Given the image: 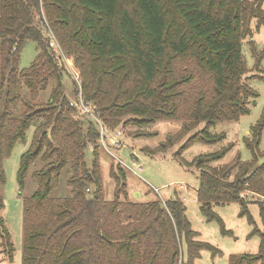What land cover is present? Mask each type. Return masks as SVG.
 Listing matches in <instances>:
<instances>
[{"label": "trees", "instance_id": "1", "mask_svg": "<svg viewBox=\"0 0 264 264\" xmlns=\"http://www.w3.org/2000/svg\"><path fill=\"white\" fill-rule=\"evenodd\" d=\"M130 2L135 8L124 6L122 0H0V187L6 180L4 158L35 120L32 144L20 159L19 183L36 157L44 162L34 173L35 192L23 201L22 264H195L203 249L220 254L191 228L179 197L163 202L158 197L131 199L120 164L116 173L111 171L117 183L115 196L103 198L96 162L93 169L85 163L88 141L97 156L99 132L91 121L83 120L85 115L69 104L62 90L64 68L50 47L51 38L40 28V4L60 44L74 56L83 98L96 106L111 129L179 119L181 132L169 135L158 147L166 149L198 122L206 123L181 151L194 140L221 138L210 134L211 124L237 120L249 112L247 101L258 97L242 80L241 47L252 34L251 21L256 19L257 27L264 24L262 0ZM27 40L36 43L37 54L20 69ZM263 54L264 50L257 56L256 67ZM259 77L264 80V75ZM71 83L75 97L79 86L73 79ZM47 88V100L38 101L39 92ZM125 116L129 118L122 120ZM263 125L264 118L252 127L257 144ZM247 145L253 150L251 142ZM230 147L199 155L192 162L200 168L199 210L228 233L214 207L238 202L239 215L251 225L250 235L263 236L244 192L259 196L254 202L264 231V161L255 166L254 161L236 158L225 166L209 165ZM65 166L71 195L53 198L50 193ZM0 237L12 251L1 216ZM254 263L264 264L262 247L256 253L229 257V264Z\"/></svg>", "mask_w": 264, "mask_h": 264}, {"label": "rangeland", "instance_id": "2", "mask_svg": "<svg viewBox=\"0 0 264 264\" xmlns=\"http://www.w3.org/2000/svg\"><path fill=\"white\" fill-rule=\"evenodd\" d=\"M122 1L124 6L135 8L134 3L130 0ZM163 3L165 4V1ZM166 4L172 14V8L168 1ZM40 5L42 22H39V25L47 38L50 37L54 41L53 43L58 46L56 50H52L55 51L56 56L59 58L58 62L64 68L65 78L62 79V90L68 100L72 101L74 99V89L71 80L73 79L76 84H78V80L81 83L80 70L74 56L67 54L60 44L45 17L42 4ZM262 8L264 9V0H262ZM251 30L252 34L242 40V58L245 61V73L242 80L258 93V97L255 100L249 99L247 101L249 112L240 115L237 120H221L211 124L210 134L222 135L221 138L212 141L194 140L180 151L182 145L189 138L203 129L206 123L200 121L173 145L166 149H159V145L165 141L166 137L181 132L182 121L179 119H158L142 126L133 123L124 126L117 125L116 128L122 130L121 139L125 143V147L120 149L111 148L108 152L96 142L97 156H95L93 143L88 141L85 148L86 167L93 169L96 162L104 199H113L116 193L117 183L111 171L118 170L117 166L119 164L122 166L119 160L130 165L133 159L131 158L132 153L136 155L137 163L142 167V170L134 173L123 168L126 181L125 191L131 199L147 201L158 197L162 202L176 196L182 199L191 228L199 234V239L220 249V254L216 255H212L211 251L207 249L201 250L200 257L194 261L195 264H229L230 255L256 253L261 247L264 250V231L261 225L259 207L254 202L260 199L259 196L252 192H244V199L249 202V212L259 230L263 232V236L259 233L250 235L251 225L245 216L239 215L240 204L238 202L214 207L216 213L223 220L225 229L229 231L224 233L217 221H207L199 210L196 188L199 184L200 168L192 164L195 157L220 151L229 145L231 147L225 155L210 162V166L220 167L232 164L236 158H239L242 162L254 161L255 166L264 161V125L258 144L256 136L252 134V127L264 118V80L259 77L264 75V56L260 57L259 66L256 67L257 56L264 50V24L257 27L256 19L252 20ZM36 54V43L27 40L22 49L18 67L20 69L28 67L35 59ZM66 59H69V64ZM76 76L78 79H76ZM49 93V88L40 91L38 101H46ZM84 117L83 120L91 121L98 130V124L92 117L86 115ZM124 118L128 119L129 116L123 117L122 120ZM37 121L35 120L30 124L26 130L25 138L16 141L9 156L3 160L6 180L0 187L3 203L0 216L3 218L9 232L12 251L9 250L4 239L0 237V264H22L23 201L35 192L37 184L34 173L42 168L44 162L40 156L36 157L30 163L22 184L17 179V171L22 154L32 144ZM105 124L107 125V123ZM248 142L254 145L253 150L248 147ZM68 177L69 167L65 166L60 171L57 186L50 193L51 197H70V188L67 185ZM230 178L232 179V176ZM120 197L122 198L123 194ZM182 249L183 256L186 257L187 248L184 239Z\"/></svg>", "mask_w": 264, "mask_h": 264}, {"label": "built area", "instance_id": "3", "mask_svg": "<svg viewBox=\"0 0 264 264\" xmlns=\"http://www.w3.org/2000/svg\"><path fill=\"white\" fill-rule=\"evenodd\" d=\"M53 42L54 41L51 39L49 44L53 47V50H56L58 46ZM66 61L69 64V59H66ZM77 76L76 79H78ZM77 83V85L79 86V92L72 101H69V104L79 113L84 114L86 116H90L97 122L99 132L97 143L108 152L111 148L120 149L122 147H125V143L121 139L122 130L118 128L111 129L108 125L103 122L102 118L99 116V112L96 110V106L83 98L81 93L80 81L78 80ZM132 155H134L135 158L132 159V163L130 165L124 163L121 160H119V162L124 168L129 169L134 173H137L138 171L142 170V167L137 163L136 155L134 153H132Z\"/></svg>", "mask_w": 264, "mask_h": 264}, {"label": "crops", "instance_id": "4", "mask_svg": "<svg viewBox=\"0 0 264 264\" xmlns=\"http://www.w3.org/2000/svg\"><path fill=\"white\" fill-rule=\"evenodd\" d=\"M180 187V186H179Z\"/></svg>", "mask_w": 264, "mask_h": 264}]
</instances>
